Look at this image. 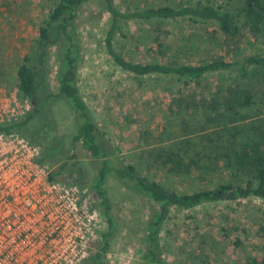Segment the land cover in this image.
Here are the masks:
<instances>
[{
	"label": "rangeland",
	"instance_id": "rangeland-1",
	"mask_svg": "<svg viewBox=\"0 0 264 264\" xmlns=\"http://www.w3.org/2000/svg\"><path fill=\"white\" fill-rule=\"evenodd\" d=\"M54 1L57 0H0L1 88H17V72L23 57L31 52ZM202 1L235 14L241 26L239 33L225 34L212 22H130L115 38L119 53L136 63L195 65L216 58L231 60L255 52L249 42L252 36L243 27L242 0ZM99 2L90 0L82 6L76 33L81 43L78 87L99 128L104 151L114 153L121 162L136 165L142 174L180 193L214 187L218 180L247 179L245 173L230 164L234 160L219 159L217 150L202 137L227 124L238 141L235 146L223 150L225 155L231 156L248 140L264 133V104L254 109L230 110L226 103V98L232 95L234 98L235 93L241 95L244 90H253L259 102L263 87L259 83L260 76L242 79L238 72L227 70L211 74L201 82L188 83L176 76L138 77L125 72L106 51L110 19ZM116 2L128 10L177 6L196 0ZM57 52L56 48L52 49L45 83L47 93L58 92ZM236 111L239 113L234 116ZM77 129L75 112L61 98L46 102L41 113L22 130L29 136L37 135L34 144L41 148L42 158L43 154L53 152L44 161L51 172L66 161L82 168L81 177L75 169L73 178L66 172L57 179L84 188L92 206L100 212L98 238L90 244L83 264H98L97 254H102V264H146L145 228L151 212L159 205L110 175L105 188L111 203L114 232L108 251L103 253V235L108 233L109 225L101 213L95 190L101 162L90 157L80 143H72ZM188 139L194 143L189 148L191 156L186 155L184 162L196 159L208 166L205 172H180L167 158L168 153L177 151ZM159 251L165 264H261L259 261L264 258V200L248 198L211 203L191 210L173 208L162 227Z\"/></svg>",
	"mask_w": 264,
	"mask_h": 264
},
{
	"label": "trees",
	"instance_id": "trees-1",
	"mask_svg": "<svg viewBox=\"0 0 264 264\" xmlns=\"http://www.w3.org/2000/svg\"><path fill=\"white\" fill-rule=\"evenodd\" d=\"M89 1H54L44 25L39 29L31 52L24 55L17 72L16 85L20 90L21 97L27 99L32 107L25 118L18 123L0 126V132L17 133L35 143L34 140L37 135L29 136L22 129L41 113L46 102L61 98L65 99L75 112L78 124L77 134L74 136L72 143H80L90 157L101 162L95 190L101 213L109 225L108 233L103 235L101 251L103 253L108 251L110 237L114 232L111 203L105 188L107 178L112 175L131 191L141 194L159 205L157 209L151 212L145 228L147 253L144 260L146 264H165L159 251V241L162 227L169 219L173 208L191 210L211 203L238 202L248 198L264 200V133H261L257 139H250L243 145L241 144L242 146L231 156L225 155L223 150L225 148L230 149V146H235L238 141L235 133H230L231 129L227 124L223 125L222 129L205 134L202 138L209 140L208 143L217 150L218 158L234 160V163L230 164L245 173L247 179L232 182L218 180L215 182L214 187L200 189L193 193H180L167 188L162 183L139 172L136 165L121 162L114 153L104 151L99 140V128L78 87L81 43L76 33L77 21L80 9ZM99 5L109 15L110 19V27L105 38L106 51L123 71L138 77L149 75L176 76L188 83H198L211 74L227 70L238 72L239 77L242 79L259 75V83L263 86L260 90L262 99L259 102L255 99L256 96L253 90H244L241 95L235 93L234 98L233 95L226 98V103L230 110L254 109L259 104H264V0H242V8L240 9L242 15H244L243 27L253 39L249 42L255 51L254 53L239 55L231 60L216 58L195 65L128 61L119 53L115 38L118 33L122 32L124 26L130 22L154 23L178 20L216 23L223 33L237 35L241 26L238 25L235 14L227 8L205 4L202 0L177 6H148L128 10L121 8L116 0H100ZM53 48L58 51V92L47 93L45 83ZM258 111L263 113L261 108ZM238 113L236 111L234 116ZM209 119L210 116L207 117V124L210 123ZM193 143L188 139L177 151L168 153L167 158L180 172H197V170L205 172L208 168V166L201 165L200 161L193 158L189 163L184 162L186 155L191 156L189 148ZM187 147L188 149H186ZM52 154L53 152H48L47 155L43 154L41 162L44 163ZM75 171L79 177L83 174L80 166L66 161L58 170L51 172L50 178L56 180L66 172L69 178H73ZM101 257L102 254L96 255L98 264H102ZM254 262L264 264V258L259 262L257 260Z\"/></svg>",
	"mask_w": 264,
	"mask_h": 264
},
{
	"label": "built area",
	"instance_id": "built-area-1",
	"mask_svg": "<svg viewBox=\"0 0 264 264\" xmlns=\"http://www.w3.org/2000/svg\"><path fill=\"white\" fill-rule=\"evenodd\" d=\"M32 105L0 87V126L18 123ZM42 150L0 132V264H83L98 238L100 212L84 188L52 180Z\"/></svg>",
	"mask_w": 264,
	"mask_h": 264
}]
</instances>
